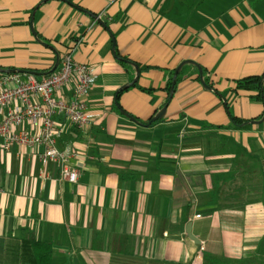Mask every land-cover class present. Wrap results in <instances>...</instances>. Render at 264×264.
I'll list each match as a JSON object with an SVG mask.
<instances>
[{"label":"crops","instance_id":"1","mask_svg":"<svg viewBox=\"0 0 264 264\" xmlns=\"http://www.w3.org/2000/svg\"><path fill=\"white\" fill-rule=\"evenodd\" d=\"M66 52L96 76L91 123L54 118L78 179L43 166L42 147L0 141V264H36L30 238L51 243V264H203L205 253L264 248V104L233 91L264 74V0H0L1 73L40 79ZM116 56L153 92L130 87L135 69ZM184 61L196 66L169 100V72Z\"/></svg>","mask_w":264,"mask_h":264},{"label":"built area","instance_id":"2","mask_svg":"<svg viewBox=\"0 0 264 264\" xmlns=\"http://www.w3.org/2000/svg\"><path fill=\"white\" fill-rule=\"evenodd\" d=\"M96 19L101 20V16ZM95 80L93 70L75 61L70 52L60 57L56 71L40 79L32 76L22 79L18 73L0 72V114L5 110L0 121L1 148L7 150L13 144L42 147L41 164L59 166L60 179L76 183L79 168L78 164H72L76 152L71 148H58L64 127L54 118L62 114L78 129L89 125L92 115L87 111L86 100ZM70 83L73 88L71 99L67 101L62 91ZM24 124H28L31 131H24ZM18 128L21 129L18 131Z\"/></svg>","mask_w":264,"mask_h":264},{"label":"trees","instance_id":"3","mask_svg":"<svg viewBox=\"0 0 264 264\" xmlns=\"http://www.w3.org/2000/svg\"><path fill=\"white\" fill-rule=\"evenodd\" d=\"M119 60L123 63H125L126 65L128 63L124 62L125 61H129L126 58H119ZM148 68H141V70H147ZM203 72V70H202ZM50 74V73H49ZM46 74V75H49ZM174 71L169 72L168 78H167V82L166 85L164 87V90H166L168 93L171 90V81H172V77H173ZM180 74L181 71L179 72V74L177 75L176 78V82L173 86V91L176 88V85L180 79ZM264 74L261 76H249V77H245L239 80H236L234 82V89L233 91H238V90H244V91H252L255 92V95L252 96L251 98H253L254 100H259L261 102H263L264 104V91L262 90V80H263ZM205 83L209 85L208 81L205 79ZM130 87H138V89H140L141 91L145 92V93H151L153 92V89H145V88H141L137 85V82L135 84H133ZM129 87L122 89L127 90ZM120 110V109H119ZM231 117V121L235 122V123H240L241 120L230 116ZM160 120H157L156 122H154L153 124L159 122ZM29 244L31 246V248L34 250L35 252V262L36 264H51V253H52V245L50 242H39L33 238L29 239ZM215 257L210 256L209 254H204L203 259L209 260Z\"/></svg>","mask_w":264,"mask_h":264},{"label":"water","instance_id":"4","mask_svg":"<svg viewBox=\"0 0 264 264\" xmlns=\"http://www.w3.org/2000/svg\"><path fill=\"white\" fill-rule=\"evenodd\" d=\"M99 23H101V24L103 25V22H102L101 20H99ZM29 25H30L31 33H32L34 36H36L35 31H34V29H33V19H32V17H31V20H30V22H29ZM112 41H113V39H112ZM116 58H118V57L116 56ZM118 59H119V58H118ZM123 61L126 62V63H128L129 65H131V66L135 69V77L133 78V80H132V81L130 82V84H129V86H132L133 84H135V83L137 82V80H138V78H139V75H140V71H139L138 67H137L134 63H132V62H130V61H125V60H123ZM57 64H58V61L56 60L55 68H56ZM187 64H191V65H195V66H196V64H194V63L191 62V61H184V62L180 63L179 66L175 69L174 74H173V77H172V81H171V90H170V92H169V100L171 99V97H172V95H173V86H174V84H175V82H176L177 75L179 74V72L181 71V69H182L185 65H187ZM197 68H198V71H199V75H200V80H201V84H202V86H203L204 88H206V89H209V87L207 86V84H206V83L203 81V79H202V73H201L200 68H199L198 66H197ZM4 72H5V73H15V72H21V71H20V70H4ZM127 87H128V86H124L123 89H124V88H127ZM164 113H165V107H163L162 110L159 111L156 115H154L153 117H151L150 120L148 121V123H147L146 125H144V126H149L150 124L156 122L157 120H160V119L163 117ZM123 114H124L128 119H130L131 121L136 122V120H135L134 118H132L131 116H129L128 114H126V113H123ZM185 233H186V235L188 236V238H189L190 240L194 241L196 244H199V243H200V242H199L198 240H196V239L193 237V235L191 234V224H190V223H188V224L185 226Z\"/></svg>","mask_w":264,"mask_h":264},{"label":"rangeland","instance_id":"5","mask_svg":"<svg viewBox=\"0 0 264 264\" xmlns=\"http://www.w3.org/2000/svg\"><path fill=\"white\" fill-rule=\"evenodd\" d=\"M261 241H254L245 254L240 259H229L224 257H215L204 260L203 264H264V248L260 245Z\"/></svg>","mask_w":264,"mask_h":264}]
</instances>
